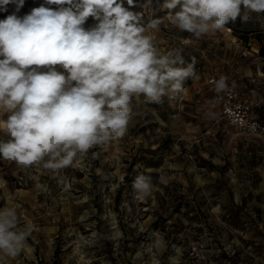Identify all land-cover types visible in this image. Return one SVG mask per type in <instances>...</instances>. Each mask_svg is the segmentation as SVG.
<instances>
[{
	"label": "rangeland",
	"instance_id": "1",
	"mask_svg": "<svg viewBox=\"0 0 264 264\" xmlns=\"http://www.w3.org/2000/svg\"><path fill=\"white\" fill-rule=\"evenodd\" d=\"M145 2L136 0L133 10L145 23L163 19L152 33L161 54L181 49L195 75L159 104L133 97L125 136L69 167L0 160V209L15 207L21 227L32 228L5 264H264V135L236 127L211 102L209 81L236 82L241 101L264 121V13L244 20L242 6L223 30L196 39L171 24L179 5L169 10L152 0L140 8ZM24 3L28 13L59 7ZM12 11V3L0 8V20ZM97 23L90 16L83 27ZM7 116L0 110V120ZM141 174L151 180L146 196L134 188ZM161 174L173 181H154Z\"/></svg>",
	"mask_w": 264,
	"mask_h": 264
},
{
	"label": "clouds",
	"instance_id": "2",
	"mask_svg": "<svg viewBox=\"0 0 264 264\" xmlns=\"http://www.w3.org/2000/svg\"><path fill=\"white\" fill-rule=\"evenodd\" d=\"M24 0H0V8ZM146 0L139 7H149ZM19 17L0 20V160L24 169L42 165L69 167L96 145L125 136L132 119L133 97L159 104L180 94L195 63L185 64L182 50L161 54L152 33L162 18L144 22L136 0H45ZM127 4V7L125 6ZM67 5V6H65ZM180 10L171 24L196 39L221 31L246 13H264V0H165L163 8ZM98 23L83 25L89 17ZM46 69V70H42ZM217 93L228 90L227 78L214 81ZM134 188L151 190L141 174ZM32 228L21 227L17 209H0V264L25 248Z\"/></svg>",
	"mask_w": 264,
	"mask_h": 264
},
{
	"label": "built area",
	"instance_id": "3",
	"mask_svg": "<svg viewBox=\"0 0 264 264\" xmlns=\"http://www.w3.org/2000/svg\"><path fill=\"white\" fill-rule=\"evenodd\" d=\"M12 8V14H16L19 17H23L29 12V7L25 3L19 9H17L15 3H12ZM215 80H217L215 76L209 79L210 85L213 89L211 102L215 106L220 107L223 114L231 118L236 127L251 134L264 135V122L259 118L252 116L250 104L241 101L239 98L237 83H230L227 91L217 93L215 91Z\"/></svg>",
	"mask_w": 264,
	"mask_h": 264
},
{
	"label": "crops",
	"instance_id": "4",
	"mask_svg": "<svg viewBox=\"0 0 264 264\" xmlns=\"http://www.w3.org/2000/svg\"><path fill=\"white\" fill-rule=\"evenodd\" d=\"M163 174H161V177L159 178V179H157V177L156 178H154V181H170V180H172V179H169V178H166V177H163L162 176ZM157 176V175H156ZM173 181V180H172ZM186 181V180H185Z\"/></svg>",
	"mask_w": 264,
	"mask_h": 264
},
{
	"label": "trees",
	"instance_id": "5",
	"mask_svg": "<svg viewBox=\"0 0 264 264\" xmlns=\"http://www.w3.org/2000/svg\"><path fill=\"white\" fill-rule=\"evenodd\" d=\"M262 121V120H261ZM262 122H264V121H262Z\"/></svg>",
	"mask_w": 264,
	"mask_h": 264
}]
</instances>
